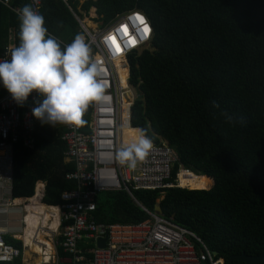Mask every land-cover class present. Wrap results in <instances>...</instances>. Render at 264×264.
<instances>
[{
	"label": "trees",
	"instance_id": "1",
	"mask_svg": "<svg viewBox=\"0 0 264 264\" xmlns=\"http://www.w3.org/2000/svg\"><path fill=\"white\" fill-rule=\"evenodd\" d=\"M26 4L29 0H10L7 6L0 2V56L8 45L19 44L15 10ZM67 4L40 0L38 10L47 35L62 50L82 33L70 9L82 19V11L94 8L101 25L126 10L146 15L154 28L151 50L128 58L130 85L139 95L131 108V127L142 130L151 142H166L173 149L172 179L185 169L178 176L183 188L138 190L134 199L123 191L99 193L95 221L140 223L147 219L141 207L153 212L162 197L163 217L196 235L223 264H242L228 263L231 257L264 255V0H86L81 5L79 0H68ZM6 92L0 83V95ZM221 110L232 115L231 123ZM90 112L89 105L83 122ZM62 132L61 124L53 127L34 117L32 149L20 141L13 145L12 198L31 197L34 184L41 181L42 202L57 206L62 193L76 188V182L65 178L75 164L65 163ZM193 174L200 179L186 182ZM39 212L38 225L46 226L50 218L48 225H57L56 210L49 212L41 204ZM36 229L28 227L26 233ZM4 240L21 249L20 241L5 236ZM58 255L66 258L61 250ZM0 264L22 263L17 258Z\"/></svg>",
	"mask_w": 264,
	"mask_h": 264
},
{
	"label": "built area",
	"instance_id": "2",
	"mask_svg": "<svg viewBox=\"0 0 264 264\" xmlns=\"http://www.w3.org/2000/svg\"><path fill=\"white\" fill-rule=\"evenodd\" d=\"M62 1L68 6V0ZM0 2L7 6L10 0ZM29 5L38 13L40 0H29ZM70 11L80 27V36L90 48V62L98 65V81L105 89L103 100L89 104L91 112L87 122H83L82 116L79 125L61 124V140L67 146L65 163L75 164V170L68 172L66 179L76 182L77 186L62 193L61 204L50 206L42 202L45 183L34 184L30 198L38 195L39 203L49 212L56 210L57 228L50 230L51 218L46 226L40 224L38 228L44 231L46 241L38 242L39 252H30L26 259L23 254L31 249L23 237L30 198L11 197L13 145L20 141L26 149L33 147L32 108L37 93L30 94L23 106L8 91L0 95V263L20 258L22 264H223L203 247L196 235L155 211L141 207L147 219L137 224L95 221V197L99 193L123 191L134 199L133 192L138 190L183 188L178 176L185 169H179L172 179L176 157L166 142H151L152 148L137 159L134 167L118 159L124 123L131 130H139L131 127V108L139 95L130 85L128 58L148 49L153 40L154 28L146 15L135 9L126 10L107 24L88 29ZM137 14L144 17L150 29L147 35L143 33L144 26L135 20ZM111 37L115 38V44ZM10 46L13 45L5 48L0 60L10 59ZM119 69L126 72L123 82ZM4 236L20 241L21 249L5 242ZM102 239L106 241L100 248L98 242ZM58 250L66 258L59 256Z\"/></svg>",
	"mask_w": 264,
	"mask_h": 264
},
{
	"label": "clouds",
	"instance_id": "3",
	"mask_svg": "<svg viewBox=\"0 0 264 264\" xmlns=\"http://www.w3.org/2000/svg\"><path fill=\"white\" fill-rule=\"evenodd\" d=\"M18 20L19 44L10 46V59L0 60V83L21 106L36 92L32 115L42 124H81L89 104L102 101L105 92L98 81V65L90 62L88 44L77 35L62 50L47 35L44 17L29 4L20 8ZM220 114L232 122L230 113L221 110ZM151 148V141L138 130L135 141L120 146L118 159L134 167Z\"/></svg>",
	"mask_w": 264,
	"mask_h": 264
},
{
	"label": "bare ground",
	"instance_id": "4",
	"mask_svg": "<svg viewBox=\"0 0 264 264\" xmlns=\"http://www.w3.org/2000/svg\"><path fill=\"white\" fill-rule=\"evenodd\" d=\"M94 14V13H93ZM86 26H87V22L85 21ZM88 27V26H87ZM125 71H121L119 69V75H120V80H124V76H125ZM130 99V98H129ZM127 115V112H125ZM138 137V131L137 130H131L130 127L124 123L123 126V135H122V140H123V144H127V143H131L132 141H135ZM42 203H39L38 201V195L36 197H32L29 200L28 206L26 207V210H28V216H27V227H30V225H33L34 223L36 224L38 222H40V212H39V208L41 206ZM43 205V204H42ZM50 230L51 231H55L57 228V225H49ZM26 229H25V236L24 241L25 244L27 246H30V249L34 252H39V246L37 245L38 242H42V244H44V242L46 241V239H44V235L43 232L40 229L38 230V232L36 233V235L33 238V234L32 233H26ZM27 240V242H26ZM34 246V247H32ZM30 250V251H31Z\"/></svg>",
	"mask_w": 264,
	"mask_h": 264
},
{
	"label": "rangeland",
	"instance_id": "5",
	"mask_svg": "<svg viewBox=\"0 0 264 264\" xmlns=\"http://www.w3.org/2000/svg\"><path fill=\"white\" fill-rule=\"evenodd\" d=\"M84 1H86V0H79V4H81L82 2H84ZM83 12V11H82ZM83 15H84V17H83ZM85 19H87L86 20V22H87V28L88 29H96V28H99V27H101V24L100 23H102V22H96V19H97V17L95 16V15H93V12H91V9L88 11V12H83L82 13V23L83 24H85V26H86V23L84 22L85 21ZM148 50H151L150 49V46H149V48H148ZM59 123V122H58ZM59 124H62V123H59ZM176 157V156H175ZM66 178V177H65ZM202 178V177H201ZM197 179H200V176L198 177V175H196V174H193V175H190L189 177H188V179L186 180V182H188V183H194L195 181H197ZM67 180V179H66ZM211 185H212V183H211ZM211 185L209 186V188L211 187ZM188 189V188H187ZM162 199V197L161 198H159L158 200H161ZM38 222L35 224H33V225H30V227H36L37 229H36V231L35 232H31L32 234H33V238H34V236L36 235V233H37V231H38ZM59 233H61V230H59L58 231ZM26 242H27V240H26ZM32 247H34V246H32ZM35 248V247H34ZM27 252H32V250L31 251H27ZM23 256H25V254H23ZM37 260V258H35V261Z\"/></svg>",
	"mask_w": 264,
	"mask_h": 264
},
{
	"label": "water",
	"instance_id": "6",
	"mask_svg": "<svg viewBox=\"0 0 264 264\" xmlns=\"http://www.w3.org/2000/svg\"><path fill=\"white\" fill-rule=\"evenodd\" d=\"M161 200H157L156 201V204H155V207H154V211L158 215L163 216L162 209H161V205H160ZM172 219L173 218H171V220ZM105 241H106V239L99 240L98 246L100 248H103L104 247V244H105ZM213 256H216V254L213 253ZM233 261L240 262L242 264H262V263H264V255H262L261 257H257V258H249V257H246L244 255H241V256H238V257H231V258H229L228 263H231Z\"/></svg>",
	"mask_w": 264,
	"mask_h": 264
},
{
	"label": "snow or ice",
	"instance_id": "7",
	"mask_svg": "<svg viewBox=\"0 0 264 264\" xmlns=\"http://www.w3.org/2000/svg\"><path fill=\"white\" fill-rule=\"evenodd\" d=\"M135 20L138 21L139 24H141V25L144 26V27H143V33H144L145 35H147V34L149 33L150 29H149L148 25L146 24V22H145V20H144V17H142V16H140L139 14H137V15L135 16ZM125 31H127L126 26H125ZM111 39H112L113 43L115 44V43H116V42H115V38H114V37H111ZM117 51H120V48H119L118 45H117Z\"/></svg>",
	"mask_w": 264,
	"mask_h": 264
},
{
	"label": "crops",
	"instance_id": "8",
	"mask_svg": "<svg viewBox=\"0 0 264 264\" xmlns=\"http://www.w3.org/2000/svg\"><path fill=\"white\" fill-rule=\"evenodd\" d=\"M83 3V2H82ZM81 3V4H82ZM80 4V5H81ZM91 12H93L94 14L93 15H95L96 16V14H95V9L94 8H91ZM83 13V12H82ZM84 17V16H83ZM41 182V181H40ZM212 183V182H211ZM30 198V197H29ZM16 200H19V198H15ZM30 251V250H29ZM30 255V252H25V258L27 259V257ZM33 258H35L34 256H33ZM65 262H67L66 260H65Z\"/></svg>",
	"mask_w": 264,
	"mask_h": 264
}]
</instances>
